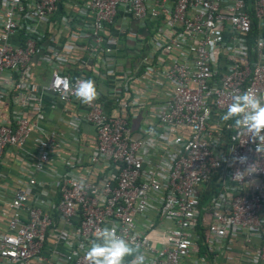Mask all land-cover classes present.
Listing matches in <instances>:
<instances>
[{
	"label": "built area",
	"instance_id": "2783aa9c",
	"mask_svg": "<svg viewBox=\"0 0 264 264\" xmlns=\"http://www.w3.org/2000/svg\"><path fill=\"white\" fill-rule=\"evenodd\" d=\"M249 90L264 97V0H0V160L28 158L0 264H88L104 226L144 264H264V154L220 119Z\"/></svg>",
	"mask_w": 264,
	"mask_h": 264
},
{
	"label": "clouds",
	"instance_id": "9594fccd",
	"mask_svg": "<svg viewBox=\"0 0 264 264\" xmlns=\"http://www.w3.org/2000/svg\"><path fill=\"white\" fill-rule=\"evenodd\" d=\"M73 91L83 104L90 105L98 97L92 80H77ZM220 119L225 122L234 121L231 126L237 130L238 135L246 136V142L255 145L257 154H264V97L251 90L233 94L231 103ZM247 163V156H235L230 166ZM246 171L237 169L233 179L242 180ZM127 257L133 258L128 264H144L145 257L139 246L133 245L115 226L99 228L85 253L88 264H125Z\"/></svg>",
	"mask_w": 264,
	"mask_h": 264
},
{
	"label": "crops",
	"instance_id": "0c3cea01",
	"mask_svg": "<svg viewBox=\"0 0 264 264\" xmlns=\"http://www.w3.org/2000/svg\"><path fill=\"white\" fill-rule=\"evenodd\" d=\"M57 111H46L45 119L47 122V127L53 126L55 120L57 119ZM137 123V122H135ZM63 133L68 136V129L66 127H60ZM80 143L84 146L83 152L80 155L86 158V151L93 142V135L89 127H82L80 130ZM22 161V163H21ZM24 162H28V158L25 156L23 158L18 155V153L13 154V151H8L4 154L3 159L0 160V230L3 228L5 223V217L7 212V207L4 205L9 197L10 191L14 187L18 186V182L24 179L23 174L17 170L19 164L24 165ZM38 178H41L38 176Z\"/></svg>",
	"mask_w": 264,
	"mask_h": 264
},
{
	"label": "rangeland",
	"instance_id": "374dc122",
	"mask_svg": "<svg viewBox=\"0 0 264 264\" xmlns=\"http://www.w3.org/2000/svg\"><path fill=\"white\" fill-rule=\"evenodd\" d=\"M45 75H44V77H47V75H48V73H47V71L45 70ZM46 80H44V82H45Z\"/></svg>",
	"mask_w": 264,
	"mask_h": 264
}]
</instances>
